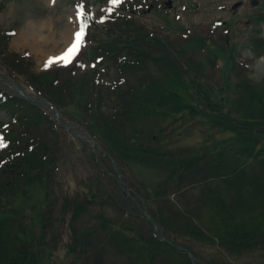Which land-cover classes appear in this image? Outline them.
Wrapping results in <instances>:
<instances>
[{
    "label": "trees",
    "instance_id": "1",
    "mask_svg": "<svg viewBox=\"0 0 264 264\" xmlns=\"http://www.w3.org/2000/svg\"><path fill=\"white\" fill-rule=\"evenodd\" d=\"M123 24L116 26L114 30L104 31L94 26L93 36L90 37L92 43L86 50L95 57H102V61L110 67L115 64L120 75L122 72L126 75L130 73L108 86L110 94L106 101H110V104L106 105V109L101 107L102 91L95 71L74 67L49 73H32L31 62L26 57L6 51L3 38L0 39V62L11 74H30L25 82L62 112L70 102L66 99L72 98L75 91L78 94V101L74 104L78 112V122L100 142L105 152L121 165L151 169L157 175L165 174L164 180L169 183L166 187L160 185L155 192L158 203L162 206L158 216L151 209H147L168 239L178 243V239L189 237L202 245L217 244L234 256L259 254L264 258V143L260 145L261 138H264V110L260 120L251 118L250 115L239 117L240 110L247 106L261 105L264 109V80L259 84L247 80L235 57L228 65L230 68H227L224 64L226 59L222 55V52L228 50L224 43L219 46L206 38L190 36L181 39L180 46L176 47L168 40L150 37L143 27H137L131 22ZM91 29L92 26L90 32ZM194 50L201 58L208 59L206 63L212 73L204 70L207 65L203 68L202 62L194 57ZM77 73L80 78L75 80L74 75ZM221 73L226 79L236 76L234 97L230 102L233 109L228 112L225 98L217 99L215 96L222 90H215L211 85L214 81L212 78H220ZM130 76L134 78L133 82L130 81ZM178 91H184L185 95ZM186 101L195 117L192 121L198 124L208 122L214 128L225 129L234 134L224 138L225 140L216 139L204 149L210 155H214L213 151L220 153L221 160L225 161L224 166L226 160H230L226 168L230 169L229 172L234 177L229 185L236 191V198L232 201H220L219 195L209 199L208 203L214 215L208 224H204L200 215L193 221L195 209L187 210L186 214L177 207L171 208L167 196L168 193L171 194V190L179 193L184 186L197 184L199 173L203 169L206 173H211L217 165L212 166L210 162L206 166L200 165L208 156H196L194 150L176 157L166 149H161V144L154 140L152 133L143 136L142 131L133 129L147 116L165 117L176 111L186 113V108L182 109ZM155 107L161 112L155 113ZM0 108L15 116L14 124L21 130L35 134L32 141H20L16 139L17 129L8 135L0 128L5 142L0 150V264H33L34 261H41L39 258L48 252L46 233L49 224L43 208L48 200L50 166L57 154L58 134L53 121L45 112L22 99L7 96L4 101L0 100ZM237 112L239 113L235 117ZM219 169L216 168L217 171ZM186 179L188 181L185 183ZM35 188H41L43 198L38 204L35 203L34 212L28 217L25 210L16 209L21 207ZM98 192L90 187L88 194L76 198L73 205L72 218L85 212L89 215L96 212L105 222L104 226L93 231L87 228L76 231L72 224L73 237L68 251L75 253L77 261L81 264H109L107 257L104 258L97 246L95 250L104 261L98 258L97 253V260L90 256L95 239L101 234L98 232L108 228L113 231L114 237L137 244L139 247H134V251L139 255L142 246L143 253L151 260L153 252L157 255V260L160 259L158 256H164L165 259L171 256V264H191L183 253L175 251L155 237L142 218L128 210L131 202L124 192L118 190L119 195L114 194V199L107 200H102ZM151 193L152 190L145 191L146 207ZM49 198L51 202L48 208L52 213L56 199H53L51 193ZM106 203H116L119 211L128 213L127 222L123 224L127 227L114 228L113 223L104 218L101 208L96 211V206L102 207ZM64 208V213H67V201ZM132 220L140 225H132ZM214 220L219 221V226L212 224ZM121 229L125 233L132 232L133 237L126 236L123 232L118 234ZM136 236L139 237L138 243L134 241ZM110 248L111 245L107 248V253ZM188 249L191 250L190 247Z\"/></svg>",
    "mask_w": 264,
    "mask_h": 264
},
{
    "label": "rangeland",
    "instance_id": "2",
    "mask_svg": "<svg viewBox=\"0 0 264 264\" xmlns=\"http://www.w3.org/2000/svg\"><path fill=\"white\" fill-rule=\"evenodd\" d=\"M76 1L80 0H9L5 9L0 13V29L8 30L16 27L15 35L9 42L11 51L28 53L31 56L30 65L32 66V71L30 72H44L56 67L62 68L74 65V62L79 57V52L85 48L83 38L79 51L71 58L70 62H54L48 67H45L46 61L50 58L60 56L71 45L74 34L80 29L79 19L76 15L77 10L72 5V3ZM124 1L129 0H122L120 4L114 7L110 5L109 0H81L80 2L85 4V7L90 12H93L95 19L101 26L111 27L113 22L119 20H115L116 16L124 17L125 19L135 21L136 24L147 30L146 33L148 34H154L155 36L161 35V38L167 37L165 40L167 39L168 42L173 43L176 47L180 46L182 37L187 36L188 32H193V36L200 39V36L205 34L206 31H210L214 24L225 20V22H227L226 26L230 31L226 38H222L225 40L224 46L228 48L227 51L224 53L222 52V55L226 59L224 60L225 66L230 68L228 65L231 64L233 57L237 56L238 61L247 66L242 69L247 80L251 81L253 84H259L264 80V57H258L259 53H264V0H162L163 4L161 5L160 11L156 9L157 4H159L157 2H155L153 6L149 3H144V0H136L140 4L142 2L143 10L141 9V13L136 14L135 17L128 15L123 7H119L123 5L122 3ZM0 2H2V0H0ZM233 4L238 6L235 9H231L230 7ZM110 7L113 8V10L109 13L108 9ZM133 8L134 7L129 9ZM30 26L40 27V30H38V37H45L44 42L38 44L37 42H39V40L36 37H23V32ZM220 29L212 31V33L220 35L223 33V30ZM218 44L221 45L220 40ZM193 55L202 62L203 68L205 64L207 65L204 70L209 73L211 70L208 68L209 64L206 63L208 59L198 56L196 50H194ZM147 65H149V63H147ZM97 70V80L99 83L104 84L103 92L108 93L106 85L112 82L116 74L112 70H107L110 78L108 80L107 78L102 79V73L105 70L104 65L99 64ZM156 72L158 73L157 70ZM29 75L10 78L7 72L0 66V82L3 81L2 78H7L8 81H6V83H13L16 87L22 88L24 92L27 91L32 94V97L35 99L38 97L24 84L26 77ZM220 75V78L217 76L212 78L214 81L211 85L215 90H222L221 93L214 94L217 99L225 98V107L228 108V112L229 109H233L230 102L234 97L236 76L233 75V78L228 77V79H226L223 77L222 73ZM77 78H80L79 74L75 76V80H77ZM100 79H102V81ZM129 79L131 82L134 81L132 76H130ZM227 82H229V85H227ZM8 92L15 94L9 90ZM178 92L185 95L184 91ZM74 93L76 92L74 91ZM74 93H72V98L69 97L66 99L70 102L65 106L63 112L58 115V118L66 124H69V122L80 124L78 123V112L74 105L78 101V97H76L78 94L76 93L75 95ZM176 95L179 94L176 93ZM183 104L184 106L182 105V109L186 108V113L176 111L172 115L165 117L161 115L147 116L146 119H142L136 124L133 129L142 131L143 136H147L150 133L154 134L157 143L161 144V149H169L171 152H175L176 150L181 151V149L186 150L191 148L194 150L196 156L202 154L206 155L208 153L204 151L206 145H209L205 143V141L210 138L212 133H216L215 136L218 141L225 140L224 138L234 135L230 131L228 132L221 128H218L221 131L219 132L217 128H214L212 124H208V122L203 123L208 125V129L203 132L205 126L192 121L195 117L191 114L192 110H189V104L187 101ZM263 110L261 105L247 106L245 109L240 110L239 117H242V115H250L251 118L260 120ZM65 112H67L66 115L68 114L72 117H69L70 121L67 120L68 118ZM160 112L161 111L155 107V113L158 114ZM238 113L239 112L236 113L235 117H237ZM8 120L7 112L0 110V121L6 123ZM54 120L58 123L56 118H54ZM183 121H186V123L184 124ZM59 134L60 136L57 137V140L60 143L61 152L59 160L58 156H55L56 163L52 164V181L49 185L50 191L54 196L53 199H57V205L51 213L48 208L51 200L48 197L43 208V214L46 215L45 219L49 224L46 233V240L49 242L47 246L48 252L46 255L39 258L41 261H34L33 264H81L80 261H77L75 253L68 251V246L73 237L71 230L72 224L76 231L80 229L83 230L84 228L93 231L100 226H104L105 223L100 214L96 212H93L92 215L85 212L81 216L72 218L75 199L80 198L83 194H88L90 187L93 188L94 191H99L98 194L102 200H107L109 198L114 199L112 196L117 192L116 185L118 184L122 189L129 187L136 194L133 199L138 202H144L145 191L152 190V193L149 195L150 201L146 202V205L147 208L151 209L158 216L162 206L158 203L155 192L160 185L161 187H166L169 183V181L164 180L165 174L159 173V175H157L158 173L156 171H152L151 169L146 170L142 167L133 165H119L116 167L119 175L112 184L109 180L105 179L103 174L98 172V164L92 160L91 156L89 157V153L86 154V151H83L85 144L89 145L93 142L90 139L92 135L88 130L81 131L77 126L72 125L66 127L61 125ZM143 141L146 142L145 140ZM263 143L264 138H261L260 145ZM153 145L155 146L154 143ZM186 181H188V179L185 180V183ZM220 185L221 178L219 177L202 178L197 186L181 193L176 197L175 201L174 199L170 200L169 206L171 208L178 206L179 209H181L183 205L190 204V200L195 194L202 193L201 186H204V189L210 188L214 190ZM28 196L29 197L25 199L21 207L16 210L20 208L25 210L26 215L29 217L31 212H34L35 203L38 204V202L42 200L43 193L41 188H35L31 190ZM66 201L69 205V211L64 213L63 208ZM42 205H44V201H42ZM96 207V211L99 210L98 208H101L100 210L104 218L106 221L113 223L114 228L119 229L127 227L123 225L127 222V215L123 214L124 211H122V214L119 212L120 209L117 207L116 203H106L102 207L99 205ZM65 209L66 208H64V210ZM136 209L138 212V208ZM198 210H200L201 214L204 216V224H208L212 218L210 209H208L206 205L201 206L198 204ZM48 215L50 216L47 219ZM34 217H36V215H34ZM30 221L32 222V220ZM131 224L135 226L140 225L133 220ZM212 224L214 226H219V221L214 220ZM120 232H123L126 236L133 237L132 232L125 233L122 229L118 234H120ZM98 233L101 234L99 238L95 239V246L92 247L93 249L90 255L96 260L97 257H95V254L97 253L98 258L104 261L95 250L97 246L103 256H112V264H171L172 262L170 256L166 259L163 258L164 256H158L160 259L156 261L157 255L153 252V260H151L143 253L141 249L142 246H140V254L142 256L139 255L137 251H134V247H139L137 244L126 241V239H122L121 237H114L113 231H109L108 228L100 230ZM182 240L184 244H189L185 238ZM50 241L53 242L50 243ZM134 241L138 243L139 237H134ZM114 243H116V246H113ZM109 245H111L112 248L107 253ZM193 249L199 256V259L201 261L204 260L207 264L210 262L213 264H264V258L259 254L233 256L218 245H193ZM88 250L91 251V248ZM124 254L129 256L130 259H125Z\"/></svg>",
    "mask_w": 264,
    "mask_h": 264
},
{
    "label": "snow or ice",
    "instance_id": "3",
    "mask_svg": "<svg viewBox=\"0 0 264 264\" xmlns=\"http://www.w3.org/2000/svg\"><path fill=\"white\" fill-rule=\"evenodd\" d=\"M121 2L122 0H109L110 5H112L113 7L120 4ZM112 10L113 8L110 7L108 9V12L110 13ZM79 15L80 14L78 13V16ZM86 26H87L86 24H82L79 31H77L74 34L73 42L71 43V45L60 56L50 58L48 61H46L45 67H48L50 64L54 62H61V61L65 63L70 62L71 58H73L75 54L79 51ZM3 146H4L3 140L0 139V147Z\"/></svg>",
    "mask_w": 264,
    "mask_h": 264
},
{
    "label": "bare ground",
    "instance_id": "4",
    "mask_svg": "<svg viewBox=\"0 0 264 264\" xmlns=\"http://www.w3.org/2000/svg\"><path fill=\"white\" fill-rule=\"evenodd\" d=\"M38 30H40V27L38 28L36 26H30L25 32H23V37L24 38H29V37L35 38L36 37L39 40V42L37 43L38 44L42 43L45 41V37L43 36L38 37L39 36Z\"/></svg>",
    "mask_w": 264,
    "mask_h": 264
},
{
    "label": "water",
    "instance_id": "5",
    "mask_svg": "<svg viewBox=\"0 0 264 264\" xmlns=\"http://www.w3.org/2000/svg\"><path fill=\"white\" fill-rule=\"evenodd\" d=\"M26 98V97H25ZM30 101H32V102H36V103H39V104H41V105H44L46 102L44 101V100H42V99H31ZM55 115H56V117H58V112L56 111V113H55ZM62 122V121H61ZM62 124L63 125H68V124H65L64 122H62ZM148 219H149V222L151 223V224H153V226H154V228H157V226L155 225V223L148 217Z\"/></svg>",
    "mask_w": 264,
    "mask_h": 264
}]
</instances>
